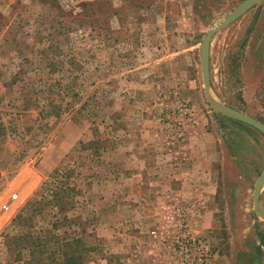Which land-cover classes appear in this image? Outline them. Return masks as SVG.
Instances as JSON below:
<instances>
[{"label": "rangeland", "instance_id": "374dc122", "mask_svg": "<svg viewBox=\"0 0 264 264\" xmlns=\"http://www.w3.org/2000/svg\"><path fill=\"white\" fill-rule=\"evenodd\" d=\"M244 1L0 0V214L19 202L0 264H18L13 219L68 170L73 213L94 218L90 264H188L189 237L209 264H264V132L211 106L201 63L206 33ZM211 80L264 122V1L212 36Z\"/></svg>", "mask_w": 264, "mask_h": 264}, {"label": "trees", "instance_id": "16d2710c", "mask_svg": "<svg viewBox=\"0 0 264 264\" xmlns=\"http://www.w3.org/2000/svg\"><path fill=\"white\" fill-rule=\"evenodd\" d=\"M74 173L59 172L62 179L50 187L46 181L13 219L23 230L18 235L6 234L5 243L18 264H90L93 248L88 237L95 231L90 229L94 218L79 210L73 213L81 192L70 179ZM51 212L56 218L49 221L48 227L39 229L37 218L46 219Z\"/></svg>", "mask_w": 264, "mask_h": 264}, {"label": "water", "instance_id": "95a60500", "mask_svg": "<svg viewBox=\"0 0 264 264\" xmlns=\"http://www.w3.org/2000/svg\"><path fill=\"white\" fill-rule=\"evenodd\" d=\"M264 0H246L244 1L239 8L231 13L226 19L222 20L220 23H218L215 27H212L204 36L202 47H201V63L203 68V78H204V86H205V92L207 99L211 106L216 109L217 111L235 118L237 120L243 121L245 123H248L250 125H253L257 128H259L262 132H264V122L256 119L255 117L251 116L250 114L235 109L229 105H225L219 101H217L212 94V80H211V40L212 36L220 31L221 29L227 27L229 24L234 22L236 19H238L242 14L247 12L249 9L260 3ZM261 7H258L255 21L258 19V15L261 11ZM264 185V171L261 173V175L258 177L256 184H255V190H254V201L256 208L264 214V205L261 201V191Z\"/></svg>", "mask_w": 264, "mask_h": 264}, {"label": "built area", "instance_id": "2783aa9c", "mask_svg": "<svg viewBox=\"0 0 264 264\" xmlns=\"http://www.w3.org/2000/svg\"><path fill=\"white\" fill-rule=\"evenodd\" d=\"M185 132H186L185 129L180 127V131L177 134L178 140L180 138L181 139L184 138ZM5 207H7V205ZM186 249H195L198 251V255H196L193 259H191L190 262H188V264H209V262L212 259V249L209 246L205 245L201 240L195 237L187 238Z\"/></svg>", "mask_w": 264, "mask_h": 264}, {"label": "bare ground", "instance_id": "6f19581e", "mask_svg": "<svg viewBox=\"0 0 264 264\" xmlns=\"http://www.w3.org/2000/svg\"><path fill=\"white\" fill-rule=\"evenodd\" d=\"M26 196V195H25ZM16 197L19 198V195H16V196H13V199H16ZM25 198V197H24ZM12 205L8 208V205L7 207H3V210H6L2 213V216L0 217V227L5 223V221L11 217L12 213L15 211V206L19 203V202H16L15 200H13L12 202ZM8 209V210H7Z\"/></svg>", "mask_w": 264, "mask_h": 264}, {"label": "crops", "instance_id": "0c3cea01", "mask_svg": "<svg viewBox=\"0 0 264 264\" xmlns=\"http://www.w3.org/2000/svg\"><path fill=\"white\" fill-rule=\"evenodd\" d=\"M184 182V184H186V185H191V186H193L192 184H194V185H197V182H195V181H183ZM152 184H153V182H152ZM202 183H200L199 184V186L201 187L202 185H201ZM2 216V213L0 214V217Z\"/></svg>", "mask_w": 264, "mask_h": 264}]
</instances>
